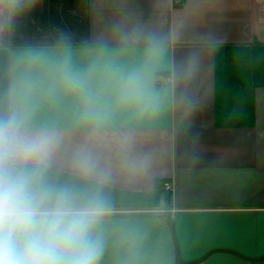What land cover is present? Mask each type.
<instances>
[{
	"label": "crops",
	"instance_id": "1",
	"mask_svg": "<svg viewBox=\"0 0 264 264\" xmlns=\"http://www.w3.org/2000/svg\"><path fill=\"white\" fill-rule=\"evenodd\" d=\"M13 109L101 201L98 264H264V0H0Z\"/></svg>",
	"mask_w": 264,
	"mask_h": 264
},
{
	"label": "clouds",
	"instance_id": "2",
	"mask_svg": "<svg viewBox=\"0 0 264 264\" xmlns=\"http://www.w3.org/2000/svg\"><path fill=\"white\" fill-rule=\"evenodd\" d=\"M58 146L26 111L0 115V264H98L103 205L53 181Z\"/></svg>",
	"mask_w": 264,
	"mask_h": 264
},
{
	"label": "built area",
	"instance_id": "3",
	"mask_svg": "<svg viewBox=\"0 0 264 264\" xmlns=\"http://www.w3.org/2000/svg\"><path fill=\"white\" fill-rule=\"evenodd\" d=\"M178 2H181V0H177ZM164 187L167 189V190H170L171 189V187H172V185L169 183V182H166L165 184H164Z\"/></svg>",
	"mask_w": 264,
	"mask_h": 264
}]
</instances>
